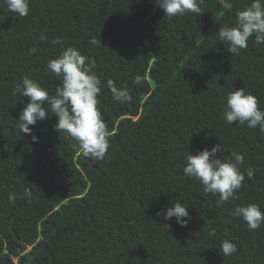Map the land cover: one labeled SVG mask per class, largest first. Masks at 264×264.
Returning a JSON list of instances; mask_svg holds the SVG:
<instances>
[{"label": "trees", "instance_id": "obj_1", "mask_svg": "<svg viewBox=\"0 0 264 264\" xmlns=\"http://www.w3.org/2000/svg\"><path fill=\"white\" fill-rule=\"evenodd\" d=\"M230 2L168 17L155 0H29L20 17L0 0V264H264V224L249 230L232 215L253 203L264 212V133L223 116L239 88L264 109V45L252 37L234 56L219 41L251 0ZM68 47L95 60L102 81L111 133L102 161L57 132L52 113L30 125L38 142L20 131L29 98L13 95L16 85L27 76L54 95L62 80L47 63ZM108 79L130 89L131 103L112 100ZM215 145L217 158L244 156L245 181L223 206L183 173L188 153ZM177 200L189 205L186 227L157 216ZM224 239L237 254L220 253Z\"/></svg>", "mask_w": 264, "mask_h": 264}, {"label": "clouds", "instance_id": "obj_2", "mask_svg": "<svg viewBox=\"0 0 264 264\" xmlns=\"http://www.w3.org/2000/svg\"><path fill=\"white\" fill-rule=\"evenodd\" d=\"M3 3L8 11L20 17L29 13V0H3ZM155 3L168 17L184 16L186 13L199 16L204 12L201 7L204 0H155ZM218 3L224 9H233L230 0H218ZM252 37L257 46L264 45V0H251L243 10L236 11L234 26L220 27L218 31L219 41L228 43V52L234 56L247 49ZM41 39L46 37L42 35ZM91 43L95 45L96 40L93 39ZM36 51V48L29 50L30 54H35ZM47 68L62 80L54 95H50L46 88L27 76L23 78L22 84L16 85L13 92V95L20 92L21 96L29 98L19 115L20 131L32 135L30 125L47 119L49 113H52L57 118L54 125L57 132L65 135L73 142L74 147L82 150L84 157L102 161L110 148L111 133L98 107L102 81L93 71L96 61L82 55L78 49L68 47L57 58L49 60ZM142 80L143 77L137 74L134 84L141 85ZM106 86L113 101L119 104L131 103L133 97L129 88L118 87L112 79L107 80ZM258 103L257 97L247 93L245 88L228 93L223 112L225 122L229 125L234 122L246 124L248 128H258L264 133V109ZM46 104L50 105V112L45 107ZM32 141L38 142V137L32 135ZM218 152H221L220 145H215L210 150L205 148L195 155L188 153L183 173L187 178L199 181L206 193L218 194L217 204L223 206L235 198V193L245 181V173L242 171L244 156L233 152L231 159H220L216 155ZM253 175V169H247V177L251 178ZM23 196L30 198L31 192L25 189ZM8 199L15 203V194H10ZM188 208L189 205L177 200L170 207L158 211L157 216L162 215L164 220L174 217L177 224L186 227L191 220ZM232 215L242 218L249 230H256L264 224V212L254 203L235 206ZM219 251L223 256H232L238 253V247L236 243L224 239Z\"/></svg>", "mask_w": 264, "mask_h": 264}, {"label": "water", "instance_id": "obj_3", "mask_svg": "<svg viewBox=\"0 0 264 264\" xmlns=\"http://www.w3.org/2000/svg\"><path fill=\"white\" fill-rule=\"evenodd\" d=\"M21 242L24 243L25 245H28V246L30 245V243L28 241L21 240Z\"/></svg>", "mask_w": 264, "mask_h": 264}, {"label": "rangeland", "instance_id": "obj_4", "mask_svg": "<svg viewBox=\"0 0 264 264\" xmlns=\"http://www.w3.org/2000/svg\"><path fill=\"white\" fill-rule=\"evenodd\" d=\"M31 247H32L31 245H29V246L27 245V248H28V250H30V249H31Z\"/></svg>", "mask_w": 264, "mask_h": 264}]
</instances>
